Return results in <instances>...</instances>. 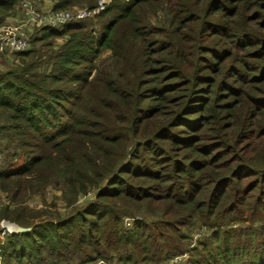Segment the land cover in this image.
Wrapping results in <instances>:
<instances>
[{"label":"trees","instance_id":"16d2710c","mask_svg":"<svg viewBox=\"0 0 264 264\" xmlns=\"http://www.w3.org/2000/svg\"><path fill=\"white\" fill-rule=\"evenodd\" d=\"M31 42L0 69V189L57 178L72 211L13 219L0 264H264V0H110Z\"/></svg>","mask_w":264,"mask_h":264},{"label":"rangeland","instance_id":"374dc122","mask_svg":"<svg viewBox=\"0 0 264 264\" xmlns=\"http://www.w3.org/2000/svg\"><path fill=\"white\" fill-rule=\"evenodd\" d=\"M32 6V10L39 12L41 16L47 15L53 11V7L56 0H29ZM26 0L20 1L13 10H10L4 14H0V29L5 26L11 28L13 33L21 34L23 39L27 40L28 47L25 49L28 51L32 47L31 44L34 39H40L41 31L45 27H60V25H51L43 22H34L24 13L27 10ZM52 6V7H51ZM78 8L85 7H76ZM55 11V10H54ZM92 19V18H91ZM95 20V19H94ZM93 22V20H92ZM95 23V21H94ZM3 34H0V69L8 70L10 67L20 64L18 53L20 51L12 50L6 44L1 42ZM6 37V33H5ZM63 44V39H58L54 42V47L57 49ZM3 45V46H2ZM42 48V46H39ZM24 51V50H22ZM2 112V111H1ZM0 112V125L6 123V118ZM10 135L0 133V171H6L10 167L17 165L19 161H23L22 149L11 142ZM15 188L12 187L11 192L0 189V241H4L3 228L12 224L21 226L13 219H21L22 221L28 219V216H32L33 221L37 220H53L58 219L61 216H65L72 211L69 204V197L66 194L65 183L55 178L50 184L43 186L38 192L29 194L30 188L27 183H23L22 188H18V192L15 193ZM87 198L83 199L80 204L86 203ZM8 209L10 213H6ZM149 216V215H147ZM131 222L128 221V226ZM7 225V226H6ZM24 227V226H21ZM8 228V227H7ZM26 228V227H25ZM29 228V227H27ZM13 229V228H12ZM203 231L202 234L200 232ZM204 231L202 228L197 227L194 230V239H201L204 237ZM198 243L196 241H190L189 247H193ZM187 257L179 258V260L186 261ZM96 264H101L96 263Z\"/></svg>","mask_w":264,"mask_h":264},{"label":"built area","instance_id":"2783aa9c","mask_svg":"<svg viewBox=\"0 0 264 264\" xmlns=\"http://www.w3.org/2000/svg\"><path fill=\"white\" fill-rule=\"evenodd\" d=\"M109 1L110 0H101L99 2V5L93 10H90L88 8H78L75 10H57V11L53 10L47 15L41 16L39 12L32 10L30 1L26 0L28 6H27V10L24 11V13L31 19V21L34 22H40V23L43 22L54 26L56 25L64 26V24L69 21L83 19L90 17L92 15H96L97 13L100 12L101 9L105 7V5ZM5 33H6V37H5ZM0 34H3L2 35L3 41L1 43L3 45L6 44L12 50L22 52V50L26 51L25 49L29 48L27 40L23 39L21 34L13 33L11 28L6 29V27L3 26L0 29ZM3 230H4L3 236H6L7 233H11V231L7 227L3 228Z\"/></svg>","mask_w":264,"mask_h":264},{"label":"water","instance_id":"95a60500","mask_svg":"<svg viewBox=\"0 0 264 264\" xmlns=\"http://www.w3.org/2000/svg\"><path fill=\"white\" fill-rule=\"evenodd\" d=\"M15 226H16V231H14V232L26 233V232H30L31 231V228H25V227H21V226H18V225H15Z\"/></svg>","mask_w":264,"mask_h":264},{"label":"bare ground","instance_id":"6f19581e","mask_svg":"<svg viewBox=\"0 0 264 264\" xmlns=\"http://www.w3.org/2000/svg\"><path fill=\"white\" fill-rule=\"evenodd\" d=\"M7 226V225H6ZM8 227V229L11 231V232H14V231H16V226H15V224H12V225H10V226H7ZM13 228V229H12Z\"/></svg>","mask_w":264,"mask_h":264},{"label":"crops","instance_id":"0c3cea01","mask_svg":"<svg viewBox=\"0 0 264 264\" xmlns=\"http://www.w3.org/2000/svg\"><path fill=\"white\" fill-rule=\"evenodd\" d=\"M20 3V2H19ZM52 7V6H51Z\"/></svg>","mask_w":264,"mask_h":264}]
</instances>
